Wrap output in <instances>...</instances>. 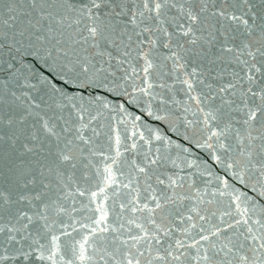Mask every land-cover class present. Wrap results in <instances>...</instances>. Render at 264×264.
<instances>
[{
	"label": "snow or ice",
	"instance_id": "obj_1",
	"mask_svg": "<svg viewBox=\"0 0 264 264\" xmlns=\"http://www.w3.org/2000/svg\"><path fill=\"white\" fill-rule=\"evenodd\" d=\"M0 264H264V0H0Z\"/></svg>",
	"mask_w": 264,
	"mask_h": 264
}]
</instances>
